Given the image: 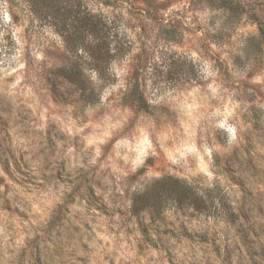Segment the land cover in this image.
<instances>
[{
	"label": "rangeland",
	"instance_id": "obj_1",
	"mask_svg": "<svg viewBox=\"0 0 264 264\" xmlns=\"http://www.w3.org/2000/svg\"><path fill=\"white\" fill-rule=\"evenodd\" d=\"M5 84L9 103L19 97L22 108L32 107L18 111V119L0 112V184L7 178L27 191L54 182L49 197L63 195L49 224L95 209L94 222L107 229L101 234L113 249L104 254L108 264L123 259L112 239L120 231L111 226L117 215L125 217L121 225L135 220L123 229L126 253L133 251L127 237L135 241L124 264L151 252L153 264L161 257L169 264H264V0H0V88ZM212 122L236 133L238 147L226 162L212 151L213 142L225 143ZM14 127L25 145L29 135L50 148L70 136L73 154L44 175L51 164L30 165L26 151L17 156ZM57 128L71 131L54 141ZM177 148L185 156L173 166ZM81 149L95 157L92 170L101 176L130 157L125 171H134L125 180L144 193H125L127 209L116 207L123 203L116 197H97L103 180L87 181L69 168ZM156 172L158 180L149 175ZM187 185L195 189L193 201ZM165 209H190L196 223L176 235L164 232L162 244L147 221ZM5 213H12L10 202L0 207ZM177 246L187 250L183 258Z\"/></svg>",
	"mask_w": 264,
	"mask_h": 264
},
{
	"label": "clouds",
	"instance_id": "obj_2",
	"mask_svg": "<svg viewBox=\"0 0 264 264\" xmlns=\"http://www.w3.org/2000/svg\"><path fill=\"white\" fill-rule=\"evenodd\" d=\"M10 94L11 90L6 84L0 88V112H7L10 116L18 119L16 113L18 111L27 112V109L31 108L32 104L28 103L26 107L22 108L21 104L26 102L21 100L17 103L19 97L9 103ZM236 123L238 124V122ZM62 131L70 132L71 129H54V141L57 140L56 133ZM211 131L225 138L223 147L213 142L212 151L224 157L226 162L233 149L238 147L236 133L221 122H212ZM241 131H243L242 128ZM12 135L14 139L11 146L17 156L22 151H26L25 159L30 165L51 164L49 168L45 169L44 175H48L54 170L55 162L70 158L73 154L70 136L59 141V146L54 144L50 148L43 143L42 139L31 135H29L27 145L22 144L18 127L13 128ZM201 150L205 155L209 154V149L206 146L202 145ZM174 151L177 154L169 157L170 164L173 166L181 165L185 152L179 148ZM81 158H83V163H81ZM261 159L264 161V154H262ZM129 160L130 157H124L123 164L120 167H114L111 172L101 176L100 173L92 170V166L96 162L95 157L92 156L90 151L81 149L76 155L75 165L70 164L69 168L75 176L83 175L87 181L93 179L99 181L102 179L103 184L96 187L97 197H103L105 200L110 196L116 197L123 201L116 207L127 209L129 200L125 193L131 196L133 194H143L145 191L143 185L137 183L129 184L125 180L128 172L134 171V168L125 171ZM208 162L213 165V172H215L217 166L213 163L210 155ZM136 163H141V161L137 160ZM253 167H255V163H253ZM260 171L259 191L261 196L264 197V163L261 164ZM3 175L4 172L0 169V176ZM149 175L158 180L161 178L162 173L156 172ZM212 179V175L209 174L206 181L209 186L212 184ZM215 179L221 186L224 185V180L221 177L217 176ZM53 185L54 182L41 183L40 188L37 190L29 189L25 191L7 181V178H5L4 183L0 184V207L6 206L9 202L12 207L10 215L6 213L0 214V264H108V261L104 260V254L111 255L113 249L109 247V236L101 234L107 229L102 223L94 222V219L98 220L95 209L90 214H82L79 219L65 217L63 221H58L54 224L48 223L49 215L52 213L56 203H62L60 196L63 195V190H58L60 195L55 199L49 197V193L54 190ZM69 191H72V189H69ZM117 193L120 194L119 197L116 196ZM80 196L81 193L76 192L78 203H82ZM72 207L75 208L76 205L74 204ZM17 212L20 215H17ZM190 212V209H186V214L181 215L179 211L173 214L165 209L160 217L148 220L147 224L157 233L163 244L168 239L163 235L164 232H168L169 235H176L177 232H183L186 225L189 227L194 226L196 222L192 221L187 214ZM123 220H125L123 215H117L113 218L111 225L113 228L120 229L119 232L112 234V239L116 240L119 245L118 250L123 257L120 264H124L126 260L131 259L135 254V241L132 240V237H127L129 241H132L130 244L133 249L132 252L126 253L125 246L121 242L124 239L123 229L134 227L135 220L133 219L131 222L121 225ZM85 225L89 227H85ZM98 228L100 231L97 230ZM221 239L223 240V237ZM100 241H105L106 243H101ZM168 242L176 245V240H169ZM177 250L181 258L187 252L186 249L181 250L179 246H177ZM156 255L157 253L155 252L149 253L148 256L137 255L132 264H153L148 257H155ZM197 256L202 257L203 254L198 251ZM155 264H169V262L168 259L161 257L155 261ZM185 264H187V261H185ZM201 264H203V259Z\"/></svg>",
	"mask_w": 264,
	"mask_h": 264
},
{
	"label": "trees",
	"instance_id": "obj_3",
	"mask_svg": "<svg viewBox=\"0 0 264 264\" xmlns=\"http://www.w3.org/2000/svg\"><path fill=\"white\" fill-rule=\"evenodd\" d=\"M185 190H186V193L188 194L187 198L192 199V201L194 200L195 197H197V196H196L195 189H194L193 187L187 185ZM148 203H149V202H148ZM149 209H150V208H149ZM151 211H152V214H154V213L157 212V209L155 208V209H152Z\"/></svg>",
	"mask_w": 264,
	"mask_h": 264
}]
</instances>
